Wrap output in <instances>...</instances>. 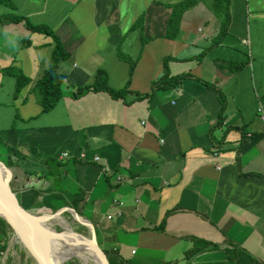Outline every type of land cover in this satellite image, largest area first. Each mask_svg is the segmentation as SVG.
Masks as SVG:
<instances>
[{"label": "crops", "instance_id": "obj_1", "mask_svg": "<svg viewBox=\"0 0 264 264\" xmlns=\"http://www.w3.org/2000/svg\"><path fill=\"white\" fill-rule=\"evenodd\" d=\"M183 1L2 0L0 16L48 28L66 58L46 112L35 85L53 39L0 26V156L25 210L70 209L109 264H264V0H228L226 33L202 58L223 21L194 35L198 0L169 38ZM165 58L191 78L151 92ZM99 71L131 94H78ZM12 73L28 81L16 95Z\"/></svg>", "mask_w": 264, "mask_h": 264}, {"label": "trees", "instance_id": "obj_2", "mask_svg": "<svg viewBox=\"0 0 264 264\" xmlns=\"http://www.w3.org/2000/svg\"><path fill=\"white\" fill-rule=\"evenodd\" d=\"M198 0H185L177 5L170 6L171 8V14L167 20V28H168V37L173 38L180 18L183 15V13L189 9L190 7L194 6L197 3ZM212 6L215 9V12L217 11L221 15V19L223 20L222 27L220 31L218 32L217 36L214 39V44H212L208 49H205L202 54L199 56V58H202L205 54H207L209 51H211L216 45H218L221 42L222 37L226 33L227 25H228V0H211ZM2 0H0V3ZM20 21H23L25 26L31 31V32H38L42 33L48 37H51L54 41V47L53 52L49 60V68L42 74V76L37 81L35 88L38 90L40 95V102L41 106L43 107L44 111L51 110L54 105L61 99L62 97V90H61V84L65 80V77L57 73V66L58 63L66 58V54L63 51L58 39L55 37V35L52 33L51 30H49L46 27L43 26H32L30 25L26 20H24L21 17L17 16H0V26H4L10 23H18ZM142 18H139V20L134 24L133 28H137L141 26ZM144 42V40H142ZM215 45V46H214ZM170 58H165L162 63V70L163 74L160 77V79L154 81L151 85V92L157 91V90H166V89H174L178 87L181 83V81L185 78H191L188 75H179L175 77H171L169 75L168 66L167 63L170 61ZM134 67V64L130 62V72L132 71V68ZM13 77L16 80L15 85V95L20 92V90L26 85L28 82L27 79H25L20 73H12ZM78 94L83 95L88 92L93 93H106L108 94L113 100H123L127 94H131L127 91V88H124L122 90H113L108 86V78L105 73L102 71L97 72L95 76V81L91 86H87L85 88H79ZM220 99L223 102L224 99L222 95L219 93ZM11 234L10 229L5 224V222L0 219V235H2L5 238H8V236ZM63 236L62 238H64ZM51 240H54L56 238H50ZM0 243V254L4 251L5 245H1ZM107 259L110 262L111 259L108 255ZM67 261V259H65ZM69 260V259H68ZM65 261V262H66ZM64 262V263H65Z\"/></svg>", "mask_w": 264, "mask_h": 264}, {"label": "water", "instance_id": "obj_3", "mask_svg": "<svg viewBox=\"0 0 264 264\" xmlns=\"http://www.w3.org/2000/svg\"><path fill=\"white\" fill-rule=\"evenodd\" d=\"M11 179V171L0 161V219L5 222L16 239L23 244V248L35 264H55L43 233L35 221L36 214H31L22 207L16 192L11 187ZM73 216L76 220L91 227L88 222L74 214ZM90 239L102 264H109L106 254L97 244L94 235L91 234Z\"/></svg>", "mask_w": 264, "mask_h": 264}, {"label": "rangeland", "instance_id": "obj_4", "mask_svg": "<svg viewBox=\"0 0 264 264\" xmlns=\"http://www.w3.org/2000/svg\"><path fill=\"white\" fill-rule=\"evenodd\" d=\"M201 11V14L192 16L189 19V22L191 21L193 24H191L192 29L194 30V35L201 36L202 34L197 33V29H201L205 31L204 26L202 23H204V20H210L213 21V23L222 24L221 14L217 11L215 12V9L212 6L211 0H205V5L201 8H199ZM188 21H186L185 24H187ZM2 148L0 145V154H1ZM0 161H4V158L0 156ZM7 162L5 161V166ZM61 222L59 220L53 219L48 222V228L53 231L56 234H67V231H71L75 234L82 235L85 238H90L91 234L94 235V231L90 232L87 225L84 223L76 220L73 216V214L70 212V210H62ZM36 215H48V216H55L56 213L51 211H41L36 212ZM63 226V228H62ZM0 243L1 245H5L4 251L0 254V264H21L18 261V258H16V254L23 255L26 258V261L32 264H35L34 260L31 258V256L28 254V252L23 248V246L19 243V241L16 239V237L11 233L8 238L3 237L0 235ZM10 250V251H9ZM13 250V253H11ZM63 264H84L81 260L77 258H70ZM85 264H94L91 260H88Z\"/></svg>", "mask_w": 264, "mask_h": 264}, {"label": "bare ground", "instance_id": "obj_5", "mask_svg": "<svg viewBox=\"0 0 264 264\" xmlns=\"http://www.w3.org/2000/svg\"><path fill=\"white\" fill-rule=\"evenodd\" d=\"M60 216L59 214L55 216L35 215V221L43 233L54 263L63 264L66 261L65 259L77 258L84 264L88 260H91L94 264H102L90 238H85L71 231H67V234H56L48 228L47 225L50 220L56 219L61 222ZM88 228L91 232V228L89 226ZM63 236L65 237L62 238ZM50 238L56 239L51 240ZM19 243L23 246L20 241Z\"/></svg>", "mask_w": 264, "mask_h": 264}, {"label": "built area", "instance_id": "obj_6", "mask_svg": "<svg viewBox=\"0 0 264 264\" xmlns=\"http://www.w3.org/2000/svg\"><path fill=\"white\" fill-rule=\"evenodd\" d=\"M263 122H264V118H262ZM96 160V159H95ZM118 180H121L120 178H118ZM132 254H134V252H132Z\"/></svg>", "mask_w": 264, "mask_h": 264}]
</instances>
